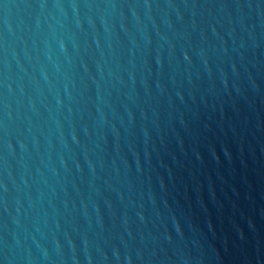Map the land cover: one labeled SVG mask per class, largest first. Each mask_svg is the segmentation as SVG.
I'll use <instances>...</instances> for the list:
<instances>
[{
  "label": "water",
  "instance_id": "1",
  "mask_svg": "<svg viewBox=\"0 0 264 264\" xmlns=\"http://www.w3.org/2000/svg\"><path fill=\"white\" fill-rule=\"evenodd\" d=\"M0 264H264V0H0Z\"/></svg>",
  "mask_w": 264,
  "mask_h": 264
}]
</instances>
